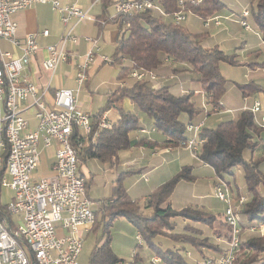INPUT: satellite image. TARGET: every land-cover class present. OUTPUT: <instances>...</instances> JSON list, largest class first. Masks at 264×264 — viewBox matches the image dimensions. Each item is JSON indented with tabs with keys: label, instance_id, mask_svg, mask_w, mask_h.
<instances>
[{
	"label": "trees",
	"instance_id": "16d2710c",
	"mask_svg": "<svg viewBox=\"0 0 264 264\" xmlns=\"http://www.w3.org/2000/svg\"><path fill=\"white\" fill-rule=\"evenodd\" d=\"M156 1L165 11V16L143 12L135 15H115L111 20L118 31L111 63L120 66L117 80L125 84L118 85L110 92L104 109L91 118L90 133L78 152L79 163L94 158L100 163L113 165L118 152L127 150L132 145L129 133L138 128L139 120L135 113L122 109L121 101L124 98L129 99L140 113L152 119L155 129L166 137L162 143L166 148L182 147L181 144L187 140L186 125L191 122L184 123L181 119L183 115H187L191 121L204 111L212 113L214 107L217 112L223 109V105L220 104L226 94V79L220 73L219 64L225 62L236 65L235 54L225 53L217 47L204 48L201 43L206 33H193L182 22L177 24L173 22V15L180 11L200 19L212 15L219 16V12L224 9L222 0H202L198 4L186 1L183 8L178 5V0ZM252 2H255V10L251 15L264 43V0H251ZM166 61L176 65L185 64L190 68L203 91L205 107L197 105L192 91L174 95L165 85L154 88L149 78L135 79L131 76L133 72L151 73L156 78L164 75L166 70L172 73L183 70L176 66H163ZM239 90L242 97L264 91L261 86L251 84L239 86ZM110 107L119 112L120 118L110 128H100L99 121L103 111ZM262 130L256 124L252 112L243 109L234 118L220 121L214 127L203 126L197 135L202 139V144L196 157L210 166L218 177L223 179L224 174L232 175L235 168L243 173L249 200L245 201L238 211L246 219L243 221L239 217L238 225L241 231L242 225L245 227L264 222V144L258 136ZM138 143L152 145L143 140ZM130 173L132 172L120 173L116 177L112 194L100 201L98 210L102 217L104 212L103 208L102 210L100 208L102 206L109 208V213H106L108 224L117 217L127 219L143 242L155 250L153 255L159 256L167 264H197L198 259L195 257L198 255L203 258L202 264H207L206 261L213 260V257L208 258L203 247L215 250L214 257L224 254L226 244L223 249L215 247L211 241L202 246L197 242L201 237L200 230L199 232L192 230L193 223L210 225L216 218L214 215L206 216L203 210L191 205L180 209L172 208L170 200L176 186L180 182H191L194 179L190 166L182 167L170 179L157 186L144 199L142 206L137 199L128 195L122 184V180ZM94 215L95 224L98 213L95 211ZM176 217L187 222L184 224L183 232L165 233L164 229L171 230L170 220ZM224 224L227 228L225 222ZM157 237H166L176 243L189 245L191 251L185 250L180 254L179 250L155 249L152 241ZM243 243L241 240L239 256L233 264H264V234L251 238L247 246H243ZM244 250L247 251V255L241 258L240 252ZM191 252L198 254L193 260L189 259ZM121 261L111 250L109 237L103 244L95 247L89 257V264H119ZM147 262H142L141 257L135 252L130 264Z\"/></svg>",
	"mask_w": 264,
	"mask_h": 264
},
{
	"label": "built area",
	"instance_id": "2783aa9c",
	"mask_svg": "<svg viewBox=\"0 0 264 264\" xmlns=\"http://www.w3.org/2000/svg\"><path fill=\"white\" fill-rule=\"evenodd\" d=\"M186 1L198 4L202 0H178V5L183 8ZM35 3L51 4L65 26L59 42L45 48L47 58L43 60L42 68L53 72L72 56L68 44H75L78 40L73 29L91 18L88 10L76 5L67 6L58 0H0V40L20 45L15 38L17 24L12 15ZM113 7L116 15L143 12L166 15L156 0H116ZM250 15L248 9H243L237 20L248 31L251 27L246 19ZM187 16V12H177L173 15V22L180 23ZM220 18L212 15L202 22L205 27L211 22L219 26ZM20 49L17 58L0 49V147L3 151L0 153V190L9 187L12 191L9 201L0 208V264H78L83 235L95 222L93 203L87 196L86 176L78 160V152L91 130L90 116L77 107L76 94L67 88L55 90L52 103L47 107L41 97L36 96L35 85L21 77V70L38 51L35 36H28ZM93 56L94 53L89 51L83 64L79 65L74 78L77 88L86 81L87 61H92ZM102 59L108 61L109 58L102 56ZM131 76L149 78L150 81L155 79L151 73L133 72ZM29 97H33L38 120L34 130H26L28 122L21 115L22 103ZM244 109L252 112L256 124L264 130V114L260 121L256 118V113L262 109L261 102L254 100ZM99 126L110 128L102 117ZM203 126L204 120L188 123L186 132L191 136L181 144L182 147L197 154L202 144L197 135ZM40 142L46 148L55 146L52 174L34 178L40 158ZM213 194L224 203L227 248L224 254L208 259L206 263L233 264L238 259L241 241L236 204L242 206L245 198L234 199L231 186L220 178L213 184ZM136 237L140 238L139 234ZM147 264L167 263L153 255Z\"/></svg>",
	"mask_w": 264,
	"mask_h": 264
},
{
	"label": "crops",
	"instance_id": "0c3cea01",
	"mask_svg": "<svg viewBox=\"0 0 264 264\" xmlns=\"http://www.w3.org/2000/svg\"><path fill=\"white\" fill-rule=\"evenodd\" d=\"M58 1L63 4H67V6L76 5L82 10H88V14L91 18L81 24H78L73 29V32L78 37V40L75 44H68L67 49L69 52H71L72 56L70 57V59H68L67 62L60 64L53 72L44 70L42 68V62L47 58V52L45 48L48 45L57 44L60 40L61 35L65 32V26L60 20V15L52 8L51 4L49 3H35L27 9L15 12L12 15L13 20L17 24L15 38L17 41H19L20 45L15 46L6 40H0V49L2 51L10 52L14 57L17 58L21 54L20 46L25 41V39L30 35L35 36V40L38 45V51L30 60V62L21 70V77L35 85L37 91L36 96H40L41 100L47 107H49L52 103L55 90L59 88L71 89L76 94L77 107L88 113L91 120V118L95 116L100 110L104 109L106 104L105 99L107 101L110 92H112L118 87V85H120V82L116 77V80L115 82H113V84H106L107 87L103 88L102 84L105 83V81L101 80L103 82H100L96 78L98 73L106 69L107 65L112 64L111 61L113 55L109 58L105 53V48L109 45H112L114 46L115 50L118 31L115 24L112 23L111 20L116 15L113 7V4L116 0ZM190 17L191 16H187L186 19H188L189 21ZM187 26L188 25H186V27ZM85 38H89L90 40L87 41ZM1 45L5 49H2ZM89 51H92L94 53V56L92 61H87V79L82 84V86L77 88L74 78L76 72L78 71L79 65L83 64L85 60L84 57ZM102 56L109 58L108 61H104L102 59ZM163 66H176V68H181L183 70L176 73L167 72V70L164 71V75H162L161 77H156L155 79L149 81L154 88L165 85L174 95H181L183 93L192 91L194 92V101L198 103L197 105H202L204 107L206 106L204 105V94L202 93L203 91L200 87V84L196 81L195 75L189 70L190 68L188 66H186L185 64L176 65V63H169L168 61L164 62ZM258 94L260 98H252L250 105H247L248 107L251 106L254 100H259L261 104H264L263 92H259ZM249 97L250 96H244L243 100L245 101ZM32 101L33 97H29L22 103L23 111L21 115H23L28 122L26 130L36 129L35 127H37L38 123V120L35 116L36 109L35 106H33ZM223 104L224 103L222 102V105ZM121 107L124 111L135 113L138 116L139 126L136 130H133L129 133L132 145L127 148V150L118 152L116 161L113 163V165L102 163V165H105L110 169L109 174L112 182L116 181V177H118L120 173L132 172L126 175V178H124V181L126 182V191L128 195L132 197V195H130V189L133 185H131L130 183L128 184V176L141 175V177H144V180L148 183V186L142 189L143 193L141 198L145 199L153 190H155L157 186L170 179L182 167L190 166L194 179L191 182H180L176 186L171 196L173 205L175 206V199H178V197L180 196V191L188 187L192 190V187L195 188L196 185H199L198 181H204V183L208 184V186L213 191L214 181L219 177L215 174L214 170L210 166L202 163L197 157H193L190 154L189 157L192 160L188 161L189 159L186 158L185 161H181L182 158L178 159L176 171L174 170L173 173H171L172 171H170L168 166L170 160H167L166 156H170V154L175 150L179 149L185 152L187 149L181 146L167 148L166 146L164 147L162 143L166 140L165 135L161 131L156 130L152 123V119L147 117L145 114L140 113L129 99L124 98L121 101ZM245 107L246 106L239 108V110H236L233 116L231 115L226 119L217 118L215 120H210V122L208 123L209 125L206 123V120H208L207 118L212 114L217 115L223 110L226 113H232L234 112V110H231L230 108H227L223 105L222 110L215 113L212 112L210 113V115H206L205 119L202 118L203 114L194 117L191 121H189V117L187 115H183L181 119L184 121V123H198L203 119L204 126L214 127L220 121L234 118L238 114V112ZM263 114L264 112H262L259 117L257 116L256 118L260 121V118H262ZM101 117L104 118L106 122L110 124V126L117 123L120 118L119 112L114 107H110L106 111H103ZM144 121L150 122L148 127H146ZM186 135L187 137L191 136L190 133H187ZM258 136L261 139V143H264L263 130L259 132ZM141 140H143L144 142H149L152 145L148 146V144L145 143H138ZM39 151V163L40 160H47L50 168V172L42 176L48 177L52 174L51 166L54 161L55 146L53 144L50 147L46 148L43 147L40 142ZM2 152L3 151L0 147V153ZM87 160L80 162L79 165L81 171L86 176L87 196L89 198V189L92 181L91 178H93V173H91L90 170L86 169L87 165H85V163L87 162ZM146 175H148V177ZM42 176H36V171L34 170V178ZM91 201L93 205L99 203L98 201L97 203L93 202V200ZM180 202L181 203H179V205H181V207H185L187 206V202L190 201L186 197L183 198L181 196ZM5 204L0 203V206H4ZM99 204L97 205L98 208ZM194 205L198 208L203 207L202 203L195 202ZM208 210L210 209L208 208ZM221 219H223V217Z\"/></svg>",
	"mask_w": 264,
	"mask_h": 264
},
{
	"label": "rangeland",
	"instance_id": "374dc122",
	"mask_svg": "<svg viewBox=\"0 0 264 264\" xmlns=\"http://www.w3.org/2000/svg\"><path fill=\"white\" fill-rule=\"evenodd\" d=\"M224 4V9L219 12L221 15L220 21L221 24L219 26H214L211 22L208 27H205L202 22V18L195 16L193 17L188 13L190 20L184 19L182 24L188 25L187 27L193 33H206L205 37L202 40V45L204 48L209 49L212 47H217L221 49L225 53L235 54V59L237 61L236 65H229L228 63L221 62L219 64V70L222 76L226 79V94L223 96V105L227 108L233 109L234 112L226 113L224 110L218 113L217 115L212 114L206 120L208 124L210 120L215 119H226L233 116L236 110L239 108L250 105L252 98H260L257 93L250 95L248 99L245 101L241 95V91L239 90V86L243 85H258L264 88V43L262 42L259 32L256 26V23L253 19V16L250 15L247 17V23L251 27V29L245 30L241 24L237 21L239 19V15L243 9H248L250 14L255 10V2L251 3V0H222ZM192 19V21H191ZM194 21V22H193ZM2 49H5L1 45ZM105 53L110 58L114 53V46L109 45L105 48ZM109 64V63H108ZM120 66L118 64H109L106 69L96 76L97 80L100 82L105 81L102 84L103 88H106L107 85L113 84L115 82L117 73L119 71ZM103 80V81H101ZM107 84V85H106ZM264 94V91H262ZM255 95V96H254ZM106 102V99H105ZM243 110V109H242ZM213 112H217L216 108L212 109ZM231 112V111H228ZM264 112V104H262V109L258 113H256V117ZM210 114V111H204L202 118L205 119L206 115ZM202 119V120H203ZM146 127L149 126L148 121H144ZM209 125V124H208ZM264 134V130H263ZM180 154V155H179ZM196 157V154L188 152L187 150H175L170 156H166L169 161V169L172 171H176V167L178 165V159L182 158L181 161H185L188 158V161L192 159L189 155ZM83 161V160H82ZM86 169L90 170L93 173V178L90 184V194L89 199L93 200V202L100 203L101 200L108 198L112 194L113 186L115 185V181L112 182L110 179V169L105 165H102L97 159H88L85 163ZM108 166V165H107ZM168 169V171H169ZM167 170V169H166ZM36 171V176H42L50 172L49 164L47 160L41 161L38 164ZM165 173V171H164ZM148 177V175H146ZM220 178V177H219ZM218 179V178H217ZM216 179V180H217ZM231 186V193L234 199H237L240 196L245 198V201L249 200V194L247 192V188L245 185L243 173L239 169H234L233 174H224L223 179ZM214 181V183L216 182ZM128 184L130 183L132 188L130 189L131 198L137 199L139 205L142 206L144 199H142V189L148 186V183L144 180V177L137 175H129L127 179ZM199 185H196L195 188L192 187V190L188 188L179 192L180 198L175 199V206L172 201L171 205L174 209L182 208L179 205L181 196L183 198L189 199L190 202H187V205L191 204V206L196 207L194 204L202 203L203 207L199 209L203 210L206 216L214 215L216 218L210 225H205L200 222L192 224V230L199 232L202 238L205 239L197 240L198 244L202 246L208 242H212L215 247L223 249L226 241V230L225 224L223 222V210L224 203L221 200H218L213 194L212 189L208 186V184L204 183V181H198ZM122 184L126 189V182L124 179L122 180ZM189 189V190H188ZM186 192V193H185ZM12 195V191L8 188H2L0 192V203L5 204L9 200ZM186 195V196H185ZM94 204L92 206V210L98 213V218L96 223L94 224L92 230L83 235V244L81 253L78 257V264H89V257L91 252L95 247L103 244L107 237L110 238V247L113 253L121 259L122 261L119 264H130L133 261L134 253L137 252L141 257L142 262L146 263L150 257L155 253L153 248H150L143 242V239L137 238V232L134 226L125 218L117 217L110 224H108V219L106 220V213H109L107 207L103 208V217L101 212L98 210V204ZM236 204V202H235ZM100 207V206H99ZM208 208L210 210H208ZM241 209V206L236 204V211L238 212ZM240 213V214H239ZM238 217H240L243 221L246 219L241 215V212H238ZM171 230L164 229L165 233L170 232H183L184 224L187 222L182 221L179 218L171 219ZM245 223V222H243ZM242 224V223H241ZM108 229V233L107 229ZM264 234V222H259L255 225H247L244 227L242 225V231L240 230V240H242L243 246H247V243L251 238L262 236ZM155 249L158 250H166L173 249L179 250L180 254H183L185 250L191 251L189 245H183L181 243H176L169 238L166 237H157L153 241ZM183 248V249H182ZM205 253L208 258H214L215 250H210L207 247H203ZM241 258L246 257L247 251H241ZM194 254V255H193ZM197 253H190L189 259L193 260V258ZM262 255V254H261ZM198 259L197 264H202V259L199 255L195 257Z\"/></svg>",
	"mask_w": 264,
	"mask_h": 264
}]
</instances>
